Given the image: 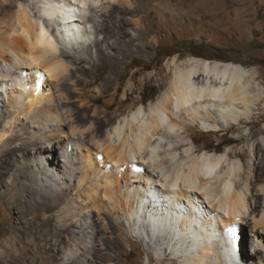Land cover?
Returning <instances> with one entry per match:
<instances>
[{"label": "bare ground", "instance_id": "obj_1", "mask_svg": "<svg viewBox=\"0 0 264 264\" xmlns=\"http://www.w3.org/2000/svg\"><path fill=\"white\" fill-rule=\"evenodd\" d=\"M96 1L19 0L14 12L13 3L0 5V13H8L0 20V66L6 69L5 74L0 72V198L17 222H25L31 212L36 216V208L47 213L65 210L62 217L51 214L44 223L35 222L19 234L14 229L15 237L0 243L4 250L0 264H53L79 221L98 238L96 215H104L109 220L105 229L114 235L110 230H119L120 211L141 240L166 247L165 260L177 261L181 255L182 264H264V255L254 261L246 254L243 238L252 213L254 147L249 146L244 159L231 149L194 150L183 139L175 145L176 150L185 148L187 155L181 160L161 156L171 135L185 130L173 117L176 111H187L206 131H227L251 122L250 105L260 98L250 96L252 71L233 62L191 56L180 62L170 88L150 105L149 114L140 106L111 128L109 119L87 124L91 106L85 102L77 110L68 86L76 83L80 88L75 91L92 102L98 98L80 90L95 81L78 77L79 71L85 75L88 71L73 64L85 61L71 59L72 53L62 47L81 48L86 37L92 41L90 36L96 34L92 43L97 58L115 66L117 56L105 51L124 55L125 28L130 23L126 16L134 12L133 0H107L112 15L104 11L116 16L109 26L98 28L94 6L99 8L103 1ZM170 5L166 2L162 7L167 12ZM203 107L209 109L201 116ZM207 118L214 120L209 123ZM260 140L264 144V135ZM146 152L151 169L143 157ZM258 191L263 207L252 220L255 229L264 231V181ZM71 193L72 202H66ZM256 243L264 252L259 237ZM76 255L62 264L106 263L94 247Z\"/></svg>", "mask_w": 264, "mask_h": 264}, {"label": "rangeland", "instance_id": "obj_2", "mask_svg": "<svg viewBox=\"0 0 264 264\" xmlns=\"http://www.w3.org/2000/svg\"><path fill=\"white\" fill-rule=\"evenodd\" d=\"M101 1H103L102 5L99 4ZM133 1L134 5L130 10L134 12L126 16L130 23L125 28L127 36L126 42L123 44L126 47L124 55L116 54L113 50L105 51L109 52L111 56H117L115 66H112L107 60L97 58L99 53L92 43L96 34L90 36L92 41L86 37L80 45L83 46L81 48L74 47V50H71L62 47L66 52L72 53L71 59H83L85 61L82 65L73 64L74 68H84L88 71L87 75L79 71L78 77L95 81L85 90H80L86 91L93 98H98L92 102H88L86 96L75 91V89L80 88L77 87L76 83L68 86L69 90L72 88L70 94L74 97L73 100H77V110H80L81 104L87 102L91 106L87 112L90 115L87 124L91 122L101 123L104 119H109L111 122L108 128L128 118L140 106H144L145 113L149 114L150 105L155 103L158 97L170 88L174 79V72L180 62L194 55V57H216L218 54L217 56L222 57V59L241 64L250 69L255 78L254 84L250 88V96L255 99L256 96L260 95V98L255 99L254 103L250 105L251 122L236 125L227 131H206L204 124L200 120L194 119L187 111H176L173 117L184 124L185 130L176 131L171 135L170 139L163 144L161 156L166 159L177 156V160H181V157L187 155L185 148L176 150V146L183 139L188 141L190 143L188 147H192L194 150L205 148L213 151H225L231 149L242 154L244 159L248 155L249 146L254 147L252 216L248 217L245 224L243 238L246 254H249L252 260L257 261L264 255L262 248L256 243L257 237L264 242V231L255 229L252 220L253 216H260L263 207V196L258 191V187L260 182L264 181V144L260 140L261 136L264 135V0ZM3 2L15 5L11 12L17 10L19 0H0V5ZM100 2H97L99 8L94 6L98 12V21L95 23L98 28H101L103 24L109 26L111 20L116 16L114 14L110 17L112 4L109 1L100 0ZM166 2L171 4V10L167 12L163 9L164 6L162 7V4ZM104 10L106 12L108 10L107 13L110 16ZM5 14L8 13L6 11L0 13V20L7 17ZM103 37L104 35L100 33L99 38L103 39ZM132 39L135 41L131 42ZM127 42L130 44L129 47ZM190 43H204L205 45L200 48H192L194 51L192 55L187 50ZM85 46H90L92 52L89 53ZM103 48L106 49L105 44H103ZM5 70L3 66H0L1 73ZM0 89L2 90L1 87ZM3 97L5 100L7 99L4 90ZM240 108L243 109L244 107ZM208 109L209 107L201 108L200 115H205ZM213 118L210 120L207 118L209 121L206 119V122L212 123ZM29 132L31 135L37 133L34 129H30ZM169 141L173 143V147L169 146ZM71 149L70 146L69 152ZM143 157L146 159V164L149 165L148 168H150L151 163L147 152L143 154ZM157 176L158 173H156ZM73 184V182H68L67 186L73 188ZM72 194L66 198V202H72ZM74 207L78 211L79 206L74 204ZM57 210L47 213L36 208L33 210L36 216L31 212L23 219L25 222H17L14 219L15 214L0 198V243L6 238L15 237V233L12 234L14 229H18L17 233L19 234L21 231H26L35 222L44 223L51 214L55 213L54 215L57 217H62L65 214V210ZM117 217L122 223L119 230L117 228L110 230L115 233L112 235L105 229L109 220L104 215L100 217L96 215V225L100 229L98 238L94 236V233H89L92 230L87 229V225L84 224L81 227V221H79L78 228H74V232L64 239V250L60 253L59 260L53 264L70 262L71 256L74 254H77L78 257L81 256L87 247H94L99 250V253L104 254L105 258L104 256L102 258L106 259L105 264H182L181 255L177 256V261L172 262L171 257L165 260V255H169L165 246H159L156 241L149 244L141 240L132 230L128 216L124 212L120 211ZM81 219L84 222L83 218ZM58 220L56 218L53 224L56 225ZM69 222L72 223V220ZM115 242L118 244L114 248L111 244ZM108 245H110V251L106 250ZM0 251H4L3 248L0 247ZM107 252L109 253L107 254ZM86 256H90V254H86ZM151 257L152 260H150Z\"/></svg>", "mask_w": 264, "mask_h": 264}, {"label": "trees", "instance_id": "obj_3", "mask_svg": "<svg viewBox=\"0 0 264 264\" xmlns=\"http://www.w3.org/2000/svg\"><path fill=\"white\" fill-rule=\"evenodd\" d=\"M205 44L204 43H200V44H194V43H190L189 44V46H188V51L189 52H191L192 53V55H193V49L192 48H200V47H202V46H204ZM218 54H216V57H204V56H197V57H199V58H204V59H208V60H217V61H222V62H229V61H227V60H225V59H222V57H218L217 56ZM195 56V55H194Z\"/></svg>", "mask_w": 264, "mask_h": 264}, {"label": "water", "instance_id": "obj_4", "mask_svg": "<svg viewBox=\"0 0 264 264\" xmlns=\"http://www.w3.org/2000/svg\"><path fill=\"white\" fill-rule=\"evenodd\" d=\"M213 62V60H211Z\"/></svg>", "mask_w": 264, "mask_h": 264}, {"label": "snow or ice", "instance_id": "obj_5", "mask_svg": "<svg viewBox=\"0 0 264 264\" xmlns=\"http://www.w3.org/2000/svg\"><path fill=\"white\" fill-rule=\"evenodd\" d=\"M229 230H231V229H229Z\"/></svg>", "mask_w": 264, "mask_h": 264}]
</instances>
